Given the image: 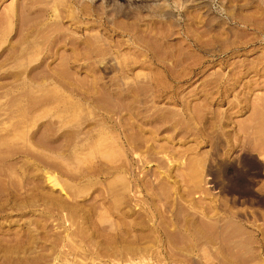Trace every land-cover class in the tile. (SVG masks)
I'll return each mask as SVG.
<instances>
[{
    "label": "rangeland",
    "instance_id": "obj_1",
    "mask_svg": "<svg viewBox=\"0 0 264 264\" xmlns=\"http://www.w3.org/2000/svg\"><path fill=\"white\" fill-rule=\"evenodd\" d=\"M0 264H264V0H0Z\"/></svg>",
    "mask_w": 264,
    "mask_h": 264
},
{
    "label": "bare ground",
    "instance_id": "obj_2",
    "mask_svg": "<svg viewBox=\"0 0 264 264\" xmlns=\"http://www.w3.org/2000/svg\"><path fill=\"white\" fill-rule=\"evenodd\" d=\"M84 11V10H83ZM85 12V11H84ZM82 15H83V13H82ZM80 23V22H79ZM83 24H81V26H82ZM80 28V27H79ZM73 39V38H72ZM71 41V39L69 40V42ZM74 42V41H73ZM71 43V42H70ZM72 44V43H71Z\"/></svg>",
    "mask_w": 264,
    "mask_h": 264
},
{
    "label": "clouds",
    "instance_id": "obj_3",
    "mask_svg": "<svg viewBox=\"0 0 264 264\" xmlns=\"http://www.w3.org/2000/svg\"><path fill=\"white\" fill-rule=\"evenodd\" d=\"M183 9L181 8V9H179L178 11H182Z\"/></svg>",
    "mask_w": 264,
    "mask_h": 264
}]
</instances>
